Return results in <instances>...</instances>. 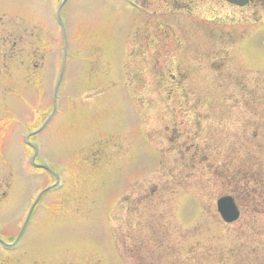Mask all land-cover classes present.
Returning <instances> with one entry per match:
<instances>
[{
  "label": "rangeland",
  "instance_id": "obj_1",
  "mask_svg": "<svg viewBox=\"0 0 264 264\" xmlns=\"http://www.w3.org/2000/svg\"><path fill=\"white\" fill-rule=\"evenodd\" d=\"M222 16L198 22L211 43L181 66L176 107L151 98L165 90L139 46L156 27L134 0H0V264H264V214L225 224L217 200L232 186L186 180L148 138L161 113L199 114L206 132H237V160L264 173V32Z\"/></svg>",
  "mask_w": 264,
  "mask_h": 264
},
{
  "label": "flooded vegetation",
  "instance_id": "obj_2",
  "mask_svg": "<svg viewBox=\"0 0 264 264\" xmlns=\"http://www.w3.org/2000/svg\"><path fill=\"white\" fill-rule=\"evenodd\" d=\"M138 1L147 10L148 14L144 16H149L148 19H151L156 27L143 34L141 42L144 44L142 47L139 46L140 63L144 67L145 79L158 89L165 90V93H154L151 98L159 102L173 103L176 107L182 106L179 102L187 98L184 85L188 82L189 73L182 72L181 66L187 60L200 61L205 48L211 43L204 33L198 31V22L203 23L208 20L221 25L227 21L226 18L231 17L222 16L226 11L237 15L241 20L240 24H246L250 30L255 24L258 33L264 32L258 30L264 23V0H247L245 7L233 5L228 0ZM208 1L209 8L206 10L205 5ZM259 12L262 13L260 18L253 20V15ZM204 15L208 18L206 19ZM210 15L213 16L212 19ZM206 43L208 44L205 45ZM201 117L199 114L190 116L187 112L184 113L183 110L176 108L161 113V123L166 125L159 128L155 126L154 129L161 145H165L163 148L170 150L171 156L175 155L169 158V165L171 160L174 165L180 164L186 180L191 173L201 174L200 177L204 178L208 171L212 172L223 179L229 188L232 186L230 188L232 192H226L227 194H236L237 180L245 182L242 184L241 195L235 196L241 210V219L249 212L264 214V173L247 163L249 158L243 157V160H237L239 152L233 148L236 146L233 137L237 132H229L233 134L232 139L225 135L227 130L225 127H217L212 132H206L211 130V127L205 130ZM260 126H244L240 131L247 140V134L252 131L257 132ZM230 139L232 146L228 144ZM225 147L227 150H224ZM246 155L253 154L249 152ZM221 160L225 161L224 165L216 166L215 162Z\"/></svg>",
  "mask_w": 264,
  "mask_h": 264
},
{
  "label": "water",
  "instance_id": "obj_3",
  "mask_svg": "<svg viewBox=\"0 0 264 264\" xmlns=\"http://www.w3.org/2000/svg\"><path fill=\"white\" fill-rule=\"evenodd\" d=\"M233 3H238L240 5H244L245 1L243 0H230ZM219 210L223 216V218L228 222H234L238 219L239 213L232 198H223L219 201Z\"/></svg>",
  "mask_w": 264,
  "mask_h": 264
}]
</instances>
